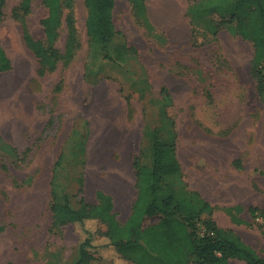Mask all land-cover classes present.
Here are the masks:
<instances>
[{
    "label": "rangeland",
    "instance_id": "1",
    "mask_svg": "<svg viewBox=\"0 0 264 264\" xmlns=\"http://www.w3.org/2000/svg\"><path fill=\"white\" fill-rule=\"evenodd\" d=\"M21 4L6 0L0 26V45L12 63L0 74V264L77 263L84 231L97 225L54 227L51 190L62 155L59 201L75 208L82 199L96 204L103 191L125 222L137 197L133 163L162 108L175 123L190 189L215 208L219 227L236 232L264 258V221L248 212L264 209V103L250 73L253 44L234 25L217 30L229 16L226 0H149L154 31L139 24L130 0H116L114 23L124 38L106 48L89 42L87 9L76 0L77 58L44 78L23 32L45 39L41 23L48 10L34 0L24 17ZM65 41L62 27L61 52ZM125 41L138 56L124 65L107 60ZM61 79L63 91L56 94ZM163 88L172 97L167 107ZM74 137L84 138L83 147ZM237 206L247 224H234L226 213ZM101 252L92 251L90 264H111Z\"/></svg>",
    "mask_w": 264,
    "mask_h": 264
},
{
    "label": "trees",
    "instance_id": "2",
    "mask_svg": "<svg viewBox=\"0 0 264 264\" xmlns=\"http://www.w3.org/2000/svg\"><path fill=\"white\" fill-rule=\"evenodd\" d=\"M33 1L22 0L20 10L24 17L30 15ZM75 1L43 0L48 10V16L41 23L45 39H34L24 29V41L39 61L40 78L54 73L59 65L68 68L77 58L81 44L74 16ZM130 1L139 24L154 31L148 0ZM84 3L86 32L92 45L106 48L117 37H123L114 23L116 0H84ZM5 5L6 0H0V26ZM223 9L229 16H223L217 30L234 25L236 34L253 44L250 73L264 103V0H226ZM62 27L66 30L64 52L58 48ZM138 53L135 46L125 41L106 59L124 65ZM11 70V60L0 45V74ZM62 91L63 79L54 92L60 94ZM162 95L166 107L170 106L172 97L166 88L162 89ZM159 119L145 131L147 147L133 163L137 197L125 222L118 219L113 198L103 191L96 193V204L82 199L75 208L69 202H60L59 169L63 167L65 156H60L55 163L50 207L54 227L97 225L96 229L84 231L76 264H90L94 260L92 251L107 252L111 264H231L233 261L264 264V258L240 235L219 227L214 219L215 208L200 193L190 189L178 157L175 123L164 108ZM84 138L73 139L83 147ZM80 153L83 155L82 149ZM236 166L241 168V162H236ZM248 212L253 219L264 221V209L253 207ZM226 213L234 224H247L241 218L243 207L229 208ZM151 221L156 223L151 224ZM3 231L0 226V233Z\"/></svg>",
    "mask_w": 264,
    "mask_h": 264
},
{
    "label": "crops",
    "instance_id": "3",
    "mask_svg": "<svg viewBox=\"0 0 264 264\" xmlns=\"http://www.w3.org/2000/svg\"><path fill=\"white\" fill-rule=\"evenodd\" d=\"M147 4H148L149 16H150V19H151V6H150V4H149V0H148ZM151 21H152V20H151ZM152 24H153V22H152Z\"/></svg>",
    "mask_w": 264,
    "mask_h": 264
}]
</instances>
